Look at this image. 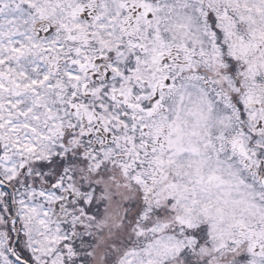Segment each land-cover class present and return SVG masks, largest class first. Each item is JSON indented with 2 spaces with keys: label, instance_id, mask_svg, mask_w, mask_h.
Wrapping results in <instances>:
<instances>
[{
  "label": "snow or ice",
  "instance_id": "snow-or-ice-1",
  "mask_svg": "<svg viewBox=\"0 0 264 264\" xmlns=\"http://www.w3.org/2000/svg\"><path fill=\"white\" fill-rule=\"evenodd\" d=\"M0 264H264V0H0Z\"/></svg>",
  "mask_w": 264,
  "mask_h": 264
}]
</instances>
